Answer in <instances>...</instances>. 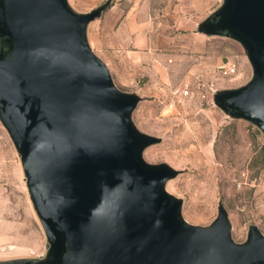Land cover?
Wrapping results in <instances>:
<instances>
[{"label":"water","instance_id":"1","mask_svg":"<svg viewBox=\"0 0 264 264\" xmlns=\"http://www.w3.org/2000/svg\"><path fill=\"white\" fill-rule=\"evenodd\" d=\"M101 11L0 0V115L52 230L53 264H264L263 235L232 244L221 208L211 227L189 225L163 190L171 170L141 161L151 139L127 121L135 100L115 89L85 42ZM203 24L244 43L254 80L222 103L264 125V0H223Z\"/></svg>","mask_w":264,"mask_h":264},{"label":"rangeland","instance_id":"2","mask_svg":"<svg viewBox=\"0 0 264 264\" xmlns=\"http://www.w3.org/2000/svg\"><path fill=\"white\" fill-rule=\"evenodd\" d=\"M129 2L67 0V5L74 16L102 8L84 27L85 42L115 89L135 100L127 121L151 139L139 152L141 161L171 170L163 190L180 201L179 215L189 225L211 227L221 208L232 244H248L252 230L264 236V125L222 103L223 95L254 80L244 43L202 22L190 47L162 48L167 53L162 60L155 56L159 48L136 57L117 34V19ZM229 64L233 73L226 70ZM185 84L189 96L180 94ZM55 257L54 236L25 159L0 115V264H53Z\"/></svg>","mask_w":264,"mask_h":264},{"label":"crops","instance_id":"3","mask_svg":"<svg viewBox=\"0 0 264 264\" xmlns=\"http://www.w3.org/2000/svg\"><path fill=\"white\" fill-rule=\"evenodd\" d=\"M222 2L223 0H132L124 6L125 16L119 13L117 34L121 44L134 48L136 57H145L148 52L159 48L160 51L155 56L162 60L167 54L161 51L162 48L190 47V42L197 43L200 37L198 25L218 10ZM91 21L93 19L89 23Z\"/></svg>","mask_w":264,"mask_h":264},{"label":"built area","instance_id":"4","mask_svg":"<svg viewBox=\"0 0 264 264\" xmlns=\"http://www.w3.org/2000/svg\"><path fill=\"white\" fill-rule=\"evenodd\" d=\"M226 70L229 73H233L235 71V67L229 65H226ZM180 94L183 96H189L191 94V89L188 84L183 85V87L180 89Z\"/></svg>","mask_w":264,"mask_h":264}]
</instances>
